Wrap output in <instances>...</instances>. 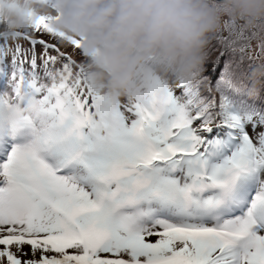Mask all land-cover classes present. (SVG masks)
I'll return each instance as SVG.
<instances>
[{
  "label": "snow or ice",
  "instance_id": "6c2138e0",
  "mask_svg": "<svg viewBox=\"0 0 264 264\" xmlns=\"http://www.w3.org/2000/svg\"><path fill=\"white\" fill-rule=\"evenodd\" d=\"M85 63L47 18L0 33V108L43 105L0 128V264H264V99L233 115L200 73L95 119Z\"/></svg>",
  "mask_w": 264,
  "mask_h": 264
},
{
  "label": "clouds",
  "instance_id": "9594fccd",
  "mask_svg": "<svg viewBox=\"0 0 264 264\" xmlns=\"http://www.w3.org/2000/svg\"><path fill=\"white\" fill-rule=\"evenodd\" d=\"M42 17L54 35L80 42L82 78L97 98L95 119L149 94L163 105L177 84L202 72L209 47L226 28L252 36L251 97L264 87V0H0V33L30 32ZM42 111L35 97L5 104L0 128L19 132Z\"/></svg>",
  "mask_w": 264,
  "mask_h": 264
},
{
  "label": "rangeland",
  "instance_id": "374dc122",
  "mask_svg": "<svg viewBox=\"0 0 264 264\" xmlns=\"http://www.w3.org/2000/svg\"><path fill=\"white\" fill-rule=\"evenodd\" d=\"M229 32L231 39L229 44L225 46V53L228 54L229 59L225 60L222 65L219 60L214 58L216 53L213 45L216 40L213 41L208 49L207 58L201 72L207 87L201 90V96L206 100H214L217 105L222 103L227 108L230 106L227 98L233 99L240 105L245 104L251 113L254 114L249 106V101L253 99L249 92V74L252 61L247 56L246 51L242 52L240 50L252 36L244 32L236 34H233L231 30ZM75 58L79 60L77 57ZM220 59L222 60L223 57H220ZM209 63L212 64L211 69L208 68ZM217 68H219V72L216 71ZM209 71L214 74V78L213 75L208 74ZM228 85H230L229 88L227 87ZM258 97L264 99V95L261 96L259 94ZM153 238L155 239V237Z\"/></svg>",
  "mask_w": 264,
  "mask_h": 264
},
{
  "label": "trees",
  "instance_id": "16d2710c",
  "mask_svg": "<svg viewBox=\"0 0 264 264\" xmlns=\"http://www.w3.org/2000/svg\"><path fill=\"white\" fill-rule=\"evenodd\" d=\"M226 54V53H225ZM226 56H228V54H226ZM228 88L230 87V85L227 86ZM262 89L264 90V87H262ZM263 96V95H262ZM228 100H230V98H227Z\"/></svg>",
  "mask_w": 264,
  "mask_h": 264
}]
</instances>
